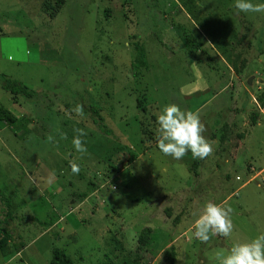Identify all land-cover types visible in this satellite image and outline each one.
<instances>
[{
    "label": "rangeland",
    "instance_id": "1",
    "mask_svg": "<svg viewBox=\"0 0 264 264\" xmlns=\"http://www.w3.org/2000/svg\"><path fill=\"white\" fill-rule=\"evenodd\" d=\"M56 4L0 0V89L10 79L32 95L13 99L31 111L28 122L0 132V195L11 197L17 219L6 226V253L27 246L11 264H50L52 249L74 264H219L217 253L264 234V13L240 12L235 0ZM9 95L0 90V107L10 111ZM170 103L199 113L210 156L176 160L159 151L156 121ZM76 104L82 117L71 111ZM93 111L110 133L94 124ZM77 128L87 133L83 155L72 144ZM22 188L29 196L13 198ZM1 196L0 219L8 209ZM51 198L60 201L59 218L75 222H62L53 237L41 234ZM209 201L233 209L234 229L203 243L193 225ZM146 227L150 237L138 250ZM9 262L0 255V264Z\"/></svg>",
    "mask_w": 264,
    "mask_h": 264
},
{
    "label": "clouds",
    "instance_id": "2",
    "mask_svg": "<svg viewBox=\"0 0 264 264\" xmlns=\"http://www.w3.org/2000/svg\"><path fill=\"white\" fill-rule=\"evenodd\" d=\"M234 7L243 13H264V3L254 4L251 0H235ZM71 111L82 117L84 106L76 104ZM156 123L159 133L157 147L165 156L180 160L190 152L193 158L204 159L212 154L213 142L203 135L206 126L202 123L198 112L182 109L177 103H170L161 110ZM74 133L73 147L82 155L87 153L84 140L87 133L81 128L74 129ZM61 138L67 139L66 134ZM53 140L52 135L47 137L48 142ZM69 164L72 173L79 174V164L74 160ZM54 180L55 172L53 171L48 175L47 183L51 184ZM232 212L231 207H225L223 204L211 201L205 203L194 221V238L206 243L211 236L229 237L234 229L231 219ZM20 255L21 253L16 254L17 257ZM216 259L219 264H264V234H260L248 242L235 243L227 254L217 253Z\"/></svg>",
    "mask_w": 264,
    "mask_h": 264
},
{
    "label": "trees",
    "instance_id": "3",
    "mask_svg": "<svg viewBox=\"0 0 264 264\" xmlns=\"http://www.w3.org/2000/svg\"><path fill=\"white\" fill-rule=\"evenodd\" d=\"M61 2V3H60ZM60 2L57 0V4H62V0ZM56 4V5H57ZM2 88L9 92L12 95V98L14 99L18 95H24L27 98H31L32 95L29 93L27 87L22 86L21 83H18L16 81L10 80V79H5L2 85ZM259 102L263 105L264 104V97H259ZM93 116L95 115V119L93 120L94 124L98 126V128L105 132L106 134L110 133V131L102 125V118L98 113L93 111ZM257 115H253L252 117V123L253 125L256 123ZM25 118H17L14 116L11 112H9L7 109L0 107V121L3 122L7 127H9L13 132L16 130V127H13L14 125L18 124L21 125V123L25 122ZM27 121V120H26ZM28 122V121H27ZM18 129V128H17ZM18 131V130H17ZM24 131H27L26 125L24 126ZM15 133V132H14ZM203 159H201L202 161ZM201 161H196L192 165V168L195 169L196 166ZM2 195V194H1ZM0 195V196H1ZM88 196V193H83L80 194L79 197L82 199H85ZM1 200L5 204L7 209V213L5 216L6 222L8 220H12V213L10 212L11 210V205H10V199L8 197H5L4 195L1 196ZM47 225V224H46ZM151 234V229L150 228H144L141 233L138 236L137 239V248L140 250L142 247H144ZM10 233L3 227V222L0 221V250H4L5 247L8 244V241L10 240ZM50 264H74L71 259L65 254V252L61 249H52L51 250V260ZM124 264H137L134 261L131 262H124Z\"/></svg>",
    "mask_w": 264,
    "mask_h": 264
},
{
    "label": "crops",
    "instance_id": "4",
    "mask_svg": "<svg viewBox=\"0 0 264 264\" xmlns=\"http://www.w3.org/2000/svg\"><path fill=\"white\" fill-rule=\"evenodd\" d=\"M49 1H51V0H49ZM47 11H49V10H47ZM53 13H55V12H53ZM54 15L55 14H52L50 17H49V19L50 18H54ZM0 90H3V89H0ZM10 96V97H9ZM8 97H7V101H9L10 102V111L9 112H11L14 116H16L17 118H27V117H29V112H31L30 110H28L27 112L25 111V110H23V109H21V107L23 108V106L22 105H20L19 103H17V102H15V101H13V98H12V95L10 94ZM254 100V99H253ZM254 103L256 104V102H255V100H254ZM257 105V104H256ZM260 110V112H261V108H259ZM257 120V119H256ZM260 124H258L257 126H259ZM6 125L4 124L2 127L0 126V132H2V131H4L5 129H6V127H5ZM9 128V127H8ZM29 130H30V128H29V126L27 127ZM10 129V128H9ZM11 130V129H10ZM23 132H25V133H28L27 131H24L23 130ZM244 141V140H243ZM243 144H240L239 143V145L237 146V149L238 148H240L241 146H242ZM204 160V159H203ZM39 180H40V183H41V185L43 184V182H44V180H45V178L43 177V174H40V172H39ZM29 177H30V180H32V178H34V179H36V177H38V176H35V175H33V172H30L29 173ZM29 180V179H28ZM13 185V184H12ZM51 185H52V188H54L55 187V185L54 184H52L51 183ZM11 193H13L12 194V197L14 198L17 194H19V193H21V196H24V195H27V196H29V191H28V189L27 188H22L21 190H19V189H16V191H12ZM40 193H41V195H43V192H41L40 191ZM57 193H58V191H57ZM1 194H3L2 192H1ZM156 194V193H155ZM165 194L166 193H161V195H159L158 197H160V198H163V199H158V201H160V205L162 206V203L163 202H165L166 201V198H164V196H165ZM5 197H7L6 195H5ZM39 197V196H38ZM90 197H93V196H89V197H87V198H90ZM9 199H10V205L12 206V204H11V197L9 196L8 197ZM45 198V197H44ZM87 198H85L84 200H86ZM101 197H97V200H99ZM103 198V197H102ZM40 199H42L41 197H40ZM83 200V201H84ZM28 201H30V200H26L24 203L25 204H27L28 205ZM82 201V202H83ZM1 202L3 203V201L1 200ZM82 202L81 203H79L78 205L76 204V210L79 208V206H81V204H82ZM155 202V203H154ZM154 202H152L153 204H152V206H154V205H156V201H154ZM3 205L5 206V204L3 203ZM75 206V205H74ZM151 206V207H152ZM157 206V205H156ZM5 210H6V208H5ZM49 210L51 211L50 213V218H51V220H49V222H48V224L46 225L47 227H46V229L41 233V234H44V235H49L50 233H51V235H52V237L54 236V235H56V232H53V230H57L58 229V227H59V225L60 224H62V222L64 223V219L63 218H59L60 217V201L57 199L56 201H54L53 200V198H51L50 199V202L46 205V213H49ZM73 211L71 210V211H69L68 212V214H71ZM2 213H4L3 215V217L0 219V221H2L3 222V227L6 229V226L9 228H11L13 225H12V223L14 222V221H17V219L15 218L16 217V215H13L12 217H13V219L9 222V223H7L6 222V219H5V216H6V213H7V211H2ZM73 215V214H72ZM25 217H26V219L27 220H34L35 222L37 221L36 220V218L34 217V216H32V215H30L29 213H25ZM22 218V217H21ZM25 219V220H26ZM65 221H68V222H66V223H64V225H65V227L66 226H69L68 225V223H71V221H72V223H73V225L72 226H69V227H73L74 228V220L73 219H71V215L69 216H67V218L65 219ZM26 228V227H25ZM146 228H148V227H146ZM151 229V231H152V228H150ZM7 230V229H6ZM62 233L64 234V232H65V228L64 227H62ZM8 231V230H7ZM25 232H27V230H25V231H23V234L25 233ZM53 232V233H52ZM10 233V236H12L11 235V232H9ZM56 237H60V234L59 235H57ZM10 238H12V237H10ZM60 239V238H59ZM8 243H10V240L8 241ZM29 245V244H28ZM20 249H15L16 250V252H12L11 253V251H10V253H6V248L4 249V250H0V255L6 260V262L8 263L13 257H15L16 256V254L17 253H21L22 254V252H23V250L27 247V246H23V245H21L20 244Z\"/></svg>",
    "mask_w": 264,
    "mask_h": 264
},
{
    "label": "water",
    "instance_id": "5",
    "mask_svg": "<svg viewBox=\"0 0 264 264\" xmlns=\"http://www.w3.org/2000/svg\"><path fill=\"white\" fill-rule=\"evenodd\" d=\"M251 80H252V79H249V80H248V84H250V83H251Z\"/></svg>",
    "mask_w": 264,
    "mask_h": 264
}]
</instances>
